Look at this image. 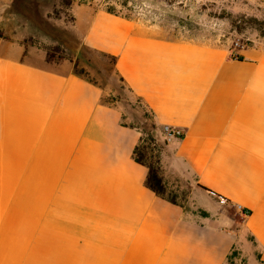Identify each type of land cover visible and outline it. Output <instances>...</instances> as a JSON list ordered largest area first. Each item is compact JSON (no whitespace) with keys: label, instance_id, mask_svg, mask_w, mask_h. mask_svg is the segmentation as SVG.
<instances>
[{"label":"crops","instance_id":"0c3cea01","mask_svg":"<svg viewBox=\"0 0 264 264\" xmlns=\"http://www.w3.org/2000/svg\"><path fill=\"white\" fill-rule=\"evenodd\" d=\"M79 10L81 47L112 61L141 111L109 102L72 63L0 40V264H264V46L161 37ZM145 123L190 207L147 186L134 158Z\"/></svg>","mask_w":264,"mask_h":264},{"label":"rangeland","instance_id":"374dc122","mask_svg":"<svg viewBox=\"0 0 264 264\" xmlns=\"http://www.w3.org/2000/svg\"><path fill=\"white\" fill-rule=\"evenodd\" d=\"M87 6L125 16L161 37L228 43L232 49L264 46L256 28L240 20H264L260 0H0V40L19 44L49 63H72L75 72L109 91V102L120 103L128 112L138 113L142 105L112 76V61L81 47L89 15L79 9ZM144 126L146 136L152 126ZM157 143L162 156L165 143ZM166 185L167 194L174 195L179 204L192 205L186 183ZM231 260L234 263V256Z\"/></svg>","mask_w":264,"mask_h":264},{"label":"trees","instance_id":"16d2710c","mask_svg":"<svg viewBox=\"0 0 264 264\" xmlns=\"http://www.w3.org/2000/svg\"><path fill=\"white\" fill-rule=\"evenodd\" d=\"M109 12L113 13L112 11ZM240 20L242 24L247 23L255 27L256 30L260 33V36L264 39V20H259L254 17L246 19L243 17L240 18ZM80 75L84 77L82 72H80ZM153 130L146 136H142L140 143L135 148L134 158L139 164H142L149 169V174L146 181L147 186L160 197L173 204L180 205L174 195L167 194L168 187L161 174V149L158 146V141L153 134ZM233 256H236V252H233L229 260H231Z\"/></svg>","mask_w":264,"mask_h":264},{"label":"built area","instance_id":"2783aa9c","mask_svg":"<svg viewBox=\"0 0 264 264\" xmlns=\"http://www.w3.org/2000/svg\"><path fill=\"white\" fill-rule=\"evenodd\" d=\"M164 132V136L166 137V139L169 138H182L183 137V131H181L180 129H172L170 127H164L163 129Z\"/></svg>","mask_w":264,"mask_h":264}]
</instances>
